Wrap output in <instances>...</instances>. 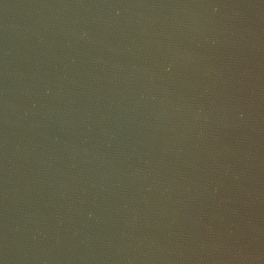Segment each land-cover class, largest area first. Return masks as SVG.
Returning a JSON list of instances; mask_svg holds the SVG:
<instances>
[{"label":"water","instance_id":"95a60500","mask_svg":"<svg viewBox=\"0 0 264 264\" xmlns=\"http://www.w3.org/2000/svg\"><path fill=\"white\" fill-rule=\"evenodd\" d=\"M0 264H264V0H0Z\"/></svg>","mask_w":264,"mask_h":264}]
</instances>
